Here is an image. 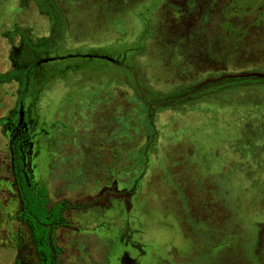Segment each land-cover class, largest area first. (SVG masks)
Instances as JSON below:
<instances>
[{
  "label": "rangeland",
  "instance_id": "374dc122",
  "mask_svg": "<svg viewBox=\"0 0 264 264\" xmlns=\"http://www.w3.org/2000/svg\"><path fill=\"white\" fill-rule=\"evenodd\" d=\"M67 210L56 264H264V0H0V264H34L8 141Z\"/></svg>",
  "mask_w": 264,
  "mask_h": 264
},
{
  "label": "trees",
  "instance_id": "16d2710c",
  "mask_svg": "<svg viewBox=\"0 0 264 264\" xmlns=\"http://www.w3.org/2000/svg\"><path fill=\"white\" fill-rule=\"evenodd\" d=\"M16 125L9 140L10 168L18 200V209L12 217L27 228L36 256L34 264H56L61 248L54 241V232L59 227H68L64 212L81 210L92 203H99L106 195H125L126 191L103 189L84 200L59 199L48 204L45 189L36 187L31 176L24 171L22 142L26 133L21 122Z\"/></svg>",
  "mask_w": 264,
  "mask_h": 264
},
{
  "label": "flooded vegetation",
  "instance_id": "af4514ba",
  "mask_svg": "<svg viewBox=\"0 0 264 264\" xmlns=\"http://www.w3.org/2000/svg\"><path fill=\"white\" fill-rule=\"evenodd\" d=\"M24 132L26 133V138H25V141L28 139V137H29V134H27V132L24 130ZM12 137V136H11ZM10 140V139H9ZM24 141V142H25ZM24 142H22V144L24 143ZM8 149H9V141H8ZM23 153V152H22ZM9 156H10V151H9ZM26 161L24 162V171L26 170L25 168H26ZM11 169V168H10ZM11 176H12V173H11ZM12 182H14L13 181V177H12ZM13 186H14V183H13ZM15 190V189H14ZM15 193H16V191H15ZM16 196H17V194H16ZM18 201V200H17ZM49 204V203H48ZM93 204V203H92ZM85 208V207H84ZM60 228V227H59ZM55 233V232H54ZM30 240V239H29ZM31 242V241H30ZM57 245V244H56ZM31 246H32V244H31ZM32 249H34L33 248V246H32ZM34 251V250H33ZM35 254V253H34ZM58 257V256H57ZM57 260V259H56Z\"/></svg>",
  "mask_w": 264,
  "mask_h": 264
}]
</instances>
